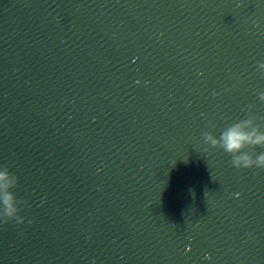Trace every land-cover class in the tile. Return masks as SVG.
<instances>
[{
    "label": "water",
    "instance_id": "1",
    "mask_svg": "<svg viewBox=\"0 0 264 264\" xmlns=\"http://www.w3.org/2000/svg\"><path fill=\"white\" fill-rule=\"evenodd\" d=\"M260 63L264 0H0V264H264V169L203 137Z\"/></svg>",
    "mask_w": 264,
    "mask_h": 264
},
{
    "label": "clouds",
    "instance_id": "2",
    "mask_svg": "<svg viewBox=\"0 0 264 264\" xmlns=\"http://www.w3.org/2000/svg\"><path fill=\"white\" fill-rule=\"evenodd\" d=\"M264 75V63L259 64ZM260 100L264 101V92L260 93ZM257 116L251 112L246 119L235 122L226 127L219 135L204 132V142L212 148L222 149L231 155V164L238 170L253 167L264 169V151L257 153L256 148L264 149V123H257ZM264 120V118H260ZM19 178L11 173L8 167L0 170V220L5 224L15 221L17 225L25 224V219L19 214L18 204L27 205V201L17 200L12 189L17 187ZM194 195V193H193ZM28 224L32 221L28 220ZM250 238L252 234H249ZM90 239V237H89Z\"/></svg>",
    "mask_w": 264,
    "mask_h": 264
}]
</instances>
